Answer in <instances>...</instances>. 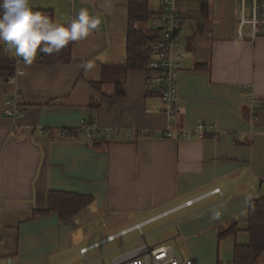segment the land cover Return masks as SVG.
I'll list each match as a JSON object with an SVG mask.
<instances>
[{
	"label": "crops",
	"instance_id": "1",
	"mask_svg": "<svg viewBox=\"0 0 264 264\" xmlns=\"http://www.w3.org/2000/svg\"><path fill=\"white\" fill-rule=\"evenodd\" d=\"M161 1L152 9L149 0L154 16L137 24L144 31L154 25L158 35ZM129 3L31 0L54 21L70 23L86 8L102 24L75 43L73 63L36 59L15 83L0 77V264H111L124 246L143 240L170 245L194 264H234L236 245L250 240L249 206L264 196V36L252 38L249 27L239 35L240 0H175L185 18V57L172 119L145 69L130 71L117 95ZM155 16L159 24L150 25ZM103 78L100 90L92 86ZM15 95L25 115L16 120L20 133L11 135L5 110ZM93 98L101 104L98 125L116 133L97 146L83 134L61 138V130L81 127ZM207 120L217 124L216 134L165 135L172 122L193 132ZM50 190L93 202L71 220L55 211L35 215ZM140 223L141 230L119 235ZM232 226L236 232L220 239ZM111 235L117 238L81 253Z\"/></svg>",
	"mask_w": 264,
	"mask_h": 264
},
{
	"label": "built area",
	"instance_id": "2",
	"mask_svg": "<svg viewBox=\"0 0 264 264\" xmlns=\"http://www.w3.org/2000/svg\"><path fill=\"white\" fill-rule=\"evenodd\" d=\"M162 25L157 35V40L152 44L153 57L150 66L153 69L149 81L154 86L156 92L159 93L161 104L160 108L166 112L172 119L177 115V93H178V78L179 72L182 68V61L185 57V49L182 45L185 36V18L179 13L175 6V0H162ZM241 10L243 15L238 21L239 35L245 37L242 29L249 27L252 38L264 36V0H240ZM6 55L15 62V74L8 78L9 82L15 83L17 80V59L7 52L1 46ZM22 63V62H21ZM20 63V64H21ZM18 98L15 95L12 98L11 107L5 110L12 119L11 135H18L20 127L16 120L25 115L24 110L19 106ZM261 109V105H257ZM83 135L87 140H92L95 135L109 139L110 136L116 133V130H107L101 128L97 122L92 125L86 124L83 121L81 127ZM175 133L179 136L187 137L191 133L194 135L205 138L209 135L217 133V124L213 121L207 120L200 122L193 132L184 129H176L174 122L168 127L165 135L173 137ZM219 188L212 192H219ZM1 202V193H0ZM194 200L186 202L184 205H191ZM182 205V206H184ZM181 207V206H180ZM165 212L164 214H168ZM163 214V215H164ZM150 220H147V222ZM144 223L137 224L127 229V233L142 228ZM125 231V230H124ZM117 235H111L106 239L96 242L90 246L81 249L83 255L87 251L98 247L99 245L115 240ZM145 239L142 234L141 239ZM128 249L118 252L111 257V264H194V260L187 257L176 256L170 245L151 246L147 241L135 244H127ZM104 259V255L99 256Z\"/></svg>",
	"mask_w": 264,
	"mask_h": 264
},
{
	"label": "trees",
	"instance_id": "3",
	"mask_svg": "<svg viewBox=\"0 0 264 264\" xmlns=\"http://www.w3.org/2000/svg\"><path fill=\"white\" fill-rule=\"evenodd\" d=\"M54 21L51 11L39 10ZM154 16V12L149 9V0H130L129 3V29L127 34V59L117 68V95L122 94V85L126 80L128 73L132 70L145 69L151 76L152 68L150 66L153 57L152 44L157 40V26H152L149 32L141 29L137 24L149 21ZM76 42H72L58 53L52 55L38 54V60L42 62L73 63V47ZM110 68V67H108ZM15 62L9 58L2 47H0V77L9 78L15 74ZM103 80L92 82L96 89L101 88ZM154 92H156L154 90ZM158 95L159 93L156 92ZM103 97L105 95L103 94ZM100 101L93 98L88 106L89 111L85 115L84 121L88 125L97 122V110L100 107ZM78 134H83L81 128H69L61 130V138H71ZM107 139L97 135L91 140L94 145H100ZM93 202L89 195L72 192L50 190L47 195V205L43 209H36L37 214H50L55 211L63 220L73 219L85 207ZM249 228L250 240L245 245H236L234 264H259V257L264 253V196L252 201L249 206ZM234 226L230 229L221 231L219 238L223 239L229 234L236 232Z\"/></svg>",
	"mask_w": 264,
	"mask_h": 264
},
{
	"label": "clouds",
	"instance_id": "4",
	"mask_svg": "<svg viewBox=\"0 0 264 264\" xmlns=\"http://www.w3.org/2000/svg\"><path fill=\"white\" fill-rule=\"evenodd\" d=\"M100 15L86 8L79 9L70 23L53 21L41 11L33 8L31 0H0V46L17 59L18 75H24V68L31 66L38 54L58 53L72 42L87 38L93 31H99ZM86 71L92 63L83 65ZM127 230L119 235H126Z\"/></svg>",
	"mask_w": 264,
	"mask_h": 264
},
{
	"label": "rangeland",
	"instance_id": "5",
	"mask_svg": "<svg viewBox=\"0 0 264 264\" xmlns=\"http://www.w3.org/2000/svg\"><path fill=\"white\" fill-rule=\"evenodd\" d=\"M154 2H153V4H152V6H151V8L153 9H158L159 7L157 6L158 5V0H153ZM152 22H154L155 24H159V20H158V18H156V16L151 20V22H150V25L152 24Z\"/></svg>",
	"mask_w": 264,
	"mask_h": 264
}]
</instances>
